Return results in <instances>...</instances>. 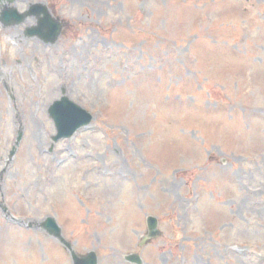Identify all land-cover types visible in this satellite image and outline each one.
Instances as JSON below:
<instances>
[{
    "label": "rangeland",
    "instance_id": "1",
    "mask_svg": "<svg viewBox=\"0 0 264 264\" xmlns=\"http://www.w3.org/2000/svg\"><path fill=\"white\" fill-rule=\"evenodd\" d=\"M60 3L71 42L36 72L42 92L34 73L13 101L0 86V160L25 131L0 264H71L46 217L98 264H264V0ZM62 88L93 121L53 143ZM148 218L161 236L140 247Z\"/></svg>",
    "mask_w": 264,
    "mask_h": 264
},
{
    "label": "flooded vegetation",
    "instance_id": "2",
    "mask_svg": "<svg viewBox=\"0 0 264 264\" xmlns=\"http://www.w3.org/2000/svg\"><path fill=\"white\" fill-rule=\"evenodd\" d=\"M61 40L71 42V15L60 0H0V76L12 75V56L16 65L20 59L27 63L25 69H17L20 75L42 71L43 61L58 55ZM2 88L9 90L5 80ZM5 173H0V189Z\"/></svg>",
    "mask_w": 264,
    "mask_h": 264
},
{
    "label": "water",
    "instance_id": "3",
    "mask_svg": "<svg viewBox=\"0 0 264 264\" xmlns=\"http://www.w3.org/2000/svg\"><path fill=\"white\" fill-rule=\"evenodd\" d=\"M49 115L53 119L58 133L57 136L53 138L54 142L61 138L71 137L78 128L88 125L92 119L86 111L70 102L66 97H62L60 101H56L50 107ZM18 141L19 139L16 143H18ZM14 151L15 148L11 152V155H13ZM147 227L148 238H155L160 235L159 231L157 230V221L155 218L147 219ZM51 231V235L60 237V231L54 223L53 229H51ZM66 247L70 251L73 264H96V257L94 253H89L85 257L79 258L72 251V249H70L69 245H66ZM126 260L136 264L140 263V259L137 255H130L126 257Z\"/></svg>",
    "mask_w": 264,
    "mask_h": 264
}]
</instances>
